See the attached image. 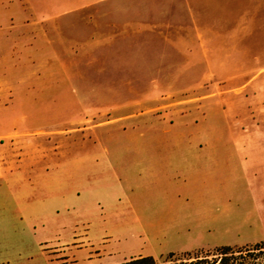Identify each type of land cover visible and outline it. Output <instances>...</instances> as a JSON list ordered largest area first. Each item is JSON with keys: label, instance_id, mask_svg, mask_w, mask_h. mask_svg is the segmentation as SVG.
Wrapping results in <instances>:
<instances>
[{"label": "rangeland", "instance_id": "rangeland-1", "mask_svg": "<svg viewBox=\"0 0 264 264\" xmlns=\"http://www.w3.org/2000/svg\"><path fill=\"white\" fill-rule=\"evenodd\" d=\"M23 1L0 0V24L33 14L51 25L34 33L85 40L44 66L34 54L33 101L16 104L24 130L0 118V132L11 128L0 144V264H162L264 241V0L263 20L237 36L252 52L215 70L146 33L172 0ZM170 20L171 32L188 25ZM185 155L198 194H148L152 163L184 175Z\"/></svg>", "mask_w": 264, "mask_h": 264}, {"label": "crops", "instance_id": "crops-1", "mask_svg": "<svg viewBox=\"0 0 264 264\" xmlns=\"http://www.w3.org/2000/svg\"><path fill=\"white\" fill-rule=\"evenodd\" d=\"M229 1L233 4L228 6V3L223 0H172L168 5V10H166V7L157 9L158 15L154 18V21H150L149 16L148 19L150 20L144 21L143 27L146 33L149 36L152 35L153 38H160L163 34L166 40L170 39L171 47L181 55L207 60L209 69H238L246 55L252 52L253 47L244 42L245 37L238 38L237 36L247 31V24H254L263 20L261 15H257L259 13L258 8L263 0H251L252 3L248 5L249 7L247 4L250 3V0ZM21 2L24 1L21 0ZM240 3H242V7H247L240 9ZM174 4L175 8L172 10ZM19 5L22 10L23 6L27 5V2ZM177 9L180 11L183 9L184 13L182 12V14L178 15ZM147 11L149 12L150 10ZM11 18L14 21L6 25V27H4V20H1L2 23L0 24V88L2 87L1 90L5 92L2 96L0 94V104L10 101L9 105H3L4 109L0 110V118L11 119L14 128L24 130L21 120L23 111L19 113L18 107L20 106L16 104L27 100L33 101L34 94L27 92V86L32 87V90L34 88V67L38 66L34 65V54L40 56L36 64L43 65L44 56L60 54V47L66 50L68 46L73 43L77 44V42L85 40V38L78 40L74 37H67L61 31L60 33H55L53 30L34 33L35 23L46 24L47 22L34 19L33 14L22 18ZM168 18L173 19L170 20L171 22L187 23L188 25L185 29L174 26L176 28L171 32L167 25ZM232 23L237 25L232 29H227L229 24ZM47 24L51 26L49 23ZM91 43H84L83 48L90 47ZM224 55L227 56L221 58ZM203 57H206V59ZM220 61H224V63L220 64ZM40 69L42 68L40 67ZM59 69L55 63L46 67L47 71H59ZM8 87L10 89L9 94H6V88ZM10 129L0 132V144L2 139H6L5 137L8 136L4 134L8 133ZM185 150L187 149L184 148L183 151ZM151 157L157 160L156 157ZM183 160L180 167L185 169L184 175L180 172L176 175L174 174L170 168L175 164L173 161H170L168 166L166 164L163 165L166 170H162V166H159L158 163H152L151 168L148 170L150 172L148 176L152 179L149 182L154 184H149L150 190L148 194H198V185L195 191L192 186L194 179L192 168L189 169L191 166L188 168L189 165H192L193 159L185 155ZM187 164L189 165L187 166ZM169 170L172 172L169 173ZM119 185L125 194H136L133 191V186L139 190L144 188V186L136 188V185L125 187L123 183H119ZM151 189L156 191L151 192ZM131 196L134 198V195ZM131 204L134 208L132 200Z\"/></svg>", "mask_w": 264, "mask_h": 264}, {"label": "trees", "instance_id": "trees-1", "mask_svg": "<svg viewBox=\"0 0 264 264\" xmlns=\"http://www.w3.org/2000/svg\"><path fill=\"white\" fill-rule=\"evenodd\" d=\"M119 264H159L153 256H142ZM162 264H264V241L255 245H223L213 251L187 252L176 257L170 254Z\"/></svg>", "mask_w": 264, "mask_h": 264}]
</instances>
